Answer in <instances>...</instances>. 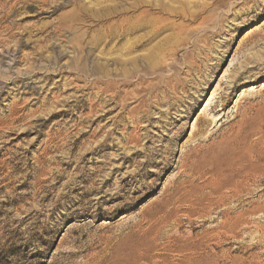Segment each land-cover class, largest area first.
Returning a JSON list of instances; mask_svg holds the SVG:
<instances>
[{"label": "rangeland", "instance_id": "1", "mask_svg": "<svg viewBox=\"0 0 264 264\" xmlns=\"http://www.w3.org/2000/svg\"><path fill=\"white\" fill-rule=\"evenodd\" d=\"M0 264H264V0H0Z\"/></svg>", "mask_w": 264, "mask_h": 264}, {"label": "bare ground", "instance_id": "2", "mask_svg": "<svg viewBox=\"0 0 264 264\" xmlns=\"http://www.w3.org/2000/svg\"><path fill=\"white\" fill-rule=\"evenodd\" d=\"M120 29H121V28H120ZM121 30H122V29H121ZM116 31H117V30H116ZM118 31H119V30H118ZM118 31H117V33L114 32V33L112 34V36H113L114 38H115V37L117 38L118 36H121V35L123 34L122 32H120V31L118 32ZM125 33H126V32H125Z\"/></svg>", "mask_w": 264, "mask_h": 264}]
</instances>
